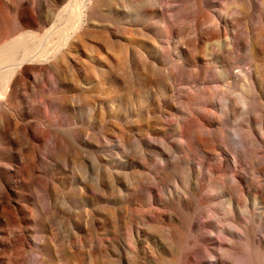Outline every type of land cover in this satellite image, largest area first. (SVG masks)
I'll return each mask as SVG.
<instances>
[{
	"label": "rangeland",
	"instance_id": "rangeland-1",
	"mask_svg": "<svg viewBox=\"0 0 264 264\" xmlns=\"http://www.w3.org/2000/svg\"><path fill=\"white\" fill-rule=\"evenodd\" d=\"M4 47L0 264H264V0H0Z\"/></svg>",
	"mask_w": 264,
	"mask_h": 264
},
{
	"label": "bare ground",
	"instance_id": "bare-ground-1",
	"mask_svg": "<svg viewBox=\"0 0 264 264\" xmlns=\"http://www.w3.org/2000/svg\"><path fill=\"white\" fill-rule=\"evenodd\" d=\"M0 54V77L5 74L8 75V84L5 91V93H7L11 88V83L15 73H17L23 65L27 64L29 58L27 56H23L21 59H18L14 55L13 51L5 47L4 52H1ZM1 94L2 93H0V95Z\"/></svg>",
	"mask_w": 264,
	"mask_h": 264
}]
</instances>
